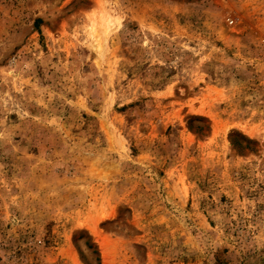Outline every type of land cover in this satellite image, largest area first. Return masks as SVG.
Returning <instances> with one entry per match:
<instances>
[{
  "label": "rangeland",
  "instance_id": "1",
  "mask_svg": "<svg viewBox=\"0 0 264 264\" xmlns=\"http://www.w3.org/2000/svg\"><path fill=\"white\" fill-rule=\"evenodd\" d=\"M0 264H264V0H0Z\"/></svg>",
  "mask_w": 264,
  "mask_h": 264
}]
</instances>
